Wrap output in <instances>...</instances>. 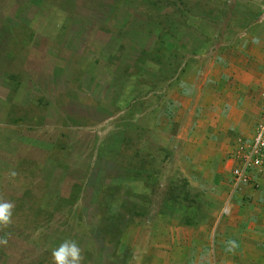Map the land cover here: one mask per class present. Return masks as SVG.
I'll list each match as a JSON object with an SVG mask.
<instances>
[{
	"label": "rangeland",
	"instance_id": "obj_1",
	"mask_svg": "<svg viewBox=\"0 0 264 264\" xmlns=\"http://www.w3.org/2000/svg\"><path fill=\"white\" fill-rule=\"evenodd\" d=\"M263 113L264 0H0V264H264Z\"/></svg>",
	"mask_w": 264,
	"mask_h": 264
},
{
	"label": "clouds",
	"instance_id": "obj_2",
	"mask_svg": "<svg viewBox=\"0 0 264 264\" xmlns=\"http://www.w3.org/2000/svg\"><path fill=\"white\" fill-rule=\"evenodd\" d=\"M14 205L0 197V231L12 224ZM10 234L0 235V246H7ZM235 242H230L234 245ZM52 264H83V249L74 239H65L51 251Z\"/></svg>",
	"mask_w": 264,
	"mask_h": 264
},
{
	"label": "built area",
	"instance_id": "obj_3",
	"mask_svg": "<svg viewBox=\"0 0 264 264\" xmlns=\"http://www.w3.org/2000/svg\"><path fill=\"white\" fill-rule=\"evenodd\" d=\"M264 165V113L257 124L255 136L247 152L238 164H232L230 173L232 185L236 189L247 183L252 170H260Z\"/></svg>",
	"mask_w": 264,
	"mask_h": 264
},
{
	"label": "trees",
	"instance_id": "obj_4",
	"mask_svg": "<svg viewBox=\"0 0 264 264\" xmlns=\"http://www.w3.org/2000/svg\"><path fill=\"white\" fill-rule=\"evenodd\" d=\"M106 185H108V183H106ZM82 187H83V184L82 185H74L73 187H72V195H71V200H64L65 202H70V201H72V198H73V196H75V194L76 193H78L81 189H82ZM24 196H28L26 193H24ZM32 199H34V198H32ZM24 200H26V205H27V207H31V198L28 196V200H27V197H24ZM35 200V199H34ZM32 205H34V203H32ZM27 213V212H26ZM118 215H121L120 217H122V214H118ZM103 219V218H102ZM112 226H114V225H112ZM5 230L6 229H4L3 231H1L2 232V235H5ZM105 227H103V229H102V232H103V236H104V238L105 239H108L109 238V240H111L112 242L114 241V239L116 238L115 236H113V234L112 233H110L111 231L109 230V232H108V235L105 233ZM111 243V242H110ZM50 262H48V264H49Z\"/></svg>",
	"mask_w": 264,
	"mask_h": 264
},
{
	"label": "crops",
	"instance_id": "obj_5",
	"mask_svg": "<svg viewBox=\"0 0 264 264\" xmlns=\"http://www.w3.org/2000/svg\"><path fill=\"white\" fill-rule=\"evenodd\" d=\"M231 167V166H230Z\"/></svg>",
	"mask_w": 264,
	"mask_h": 264
}]
</instances>
